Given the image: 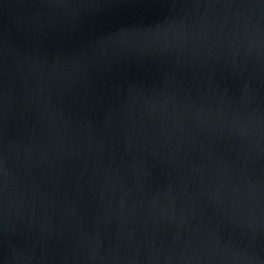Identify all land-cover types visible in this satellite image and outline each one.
Listing matches in <instances>:
<instances>
[{
	"label": "water",
	"instance_id": "water-1",
	"mask_svg": "<svg viewBox=\"0 0 264 264\" xmlns=\"http://www.w3.org/2000/svg\"><path fill=\"white\" fill-rule=\"evenodd\" d=\"M0 264H264V0H0Z\"/></svg>",
	"mask_w": 264,
	"mask_h": 264
}]
</instances>
